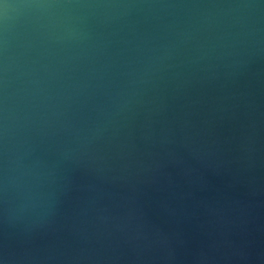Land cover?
<instances>
[{"label":"clouds","instance_id":"clouds-1","mask_svg":"<svg viewBox=\"0 0 264 264\" xmlns=\"http://www.w3.org/2000/svg\"><path fill=\"white\" fill-rule=\"evenodd\" d=\"M0 264H264V0H0Z\"/></svg>","mask_w":264,"mask_h":264}]
</instances>
